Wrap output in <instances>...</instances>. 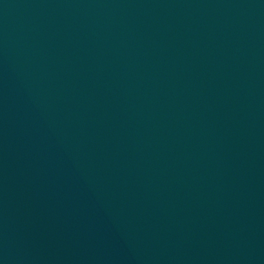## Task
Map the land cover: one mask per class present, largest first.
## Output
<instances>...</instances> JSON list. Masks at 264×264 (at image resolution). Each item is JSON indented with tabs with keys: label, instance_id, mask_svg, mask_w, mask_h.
<instances>
[{
	"label": "water",
	"instance_id": "1",
	"mask_svg": "<svg viewBox=\"0 0 264 264\" xmlns=\"http://www.w3.org/2000/svg\"><path fill=\"white\" fill-rule=\"evenodd\" d=\"M0 264H264V0H0Z\"/></svg>",
	"mask_w": 264,
	"mask_h": 264
}]
</instances>
